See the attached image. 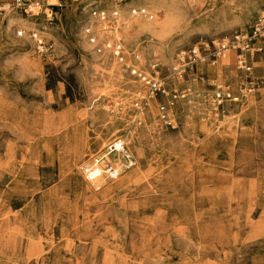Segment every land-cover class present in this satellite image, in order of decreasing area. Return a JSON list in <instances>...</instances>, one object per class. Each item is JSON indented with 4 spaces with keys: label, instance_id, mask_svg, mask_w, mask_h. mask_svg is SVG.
<instances>
[{
    "label": "rangeland",
    "instance_id": "rangeland-1",
    "mask_svg": "<svg viewBox=\"0 0 264 264\" xmlns=\"http://www.w3.org/2000/svg\"><path fill=\"white\" fill-rule=\"evenodd\" d=\"M34 1L40 2L36 12L27 4ZM249 1L19 0L18 6L0 0V97L15 109L11 118H0V264H102L103 256L81 238L86 229L62 235L61 226H69L59 220L41 233V253L30 258L26 252L19 239V152L25 147L19 107L42 117L79 108L91 156L122 139L145 147L143 170L157 176L153 190L130 199L128 209L117 199L110 210L102 204L92 224L105 241L117 236L115 249L137 258L150 252L145 264H264V50L249 72L238 67L234 50L229 68L218 70V57L174 71L179 53L201 39L249 28L264 10L243 8ZM5 3L10 8L3 9ZM106 20L121 24V38L112 27L98 33ZM32 32L44 39L46 52ZM217 92L224 97L220 109ZM85 109H99L102 117L87 123ZM233 116L241 120L230 128L225 118ZM59 149L68 152L63 136ZM132 156L126 163L111 156L106 176L117 167L131 177L137 169ZM51 172L41 168L39 177ZM83 187L74 184L71 192L80 196Z\"/></svg>",
    "mask_w": 264,
    "mask_h": 264
},
{
    "label": "bare ground",
    "instance_id": "bare-ground-1",
    "mask_svg": "<svg viewBox=\"0 0 264 264\" xmlns=\"http://www.w3.org/2000/svg\"><path fill=\"white\" fill-rule=\"evenodd\" d=\"M140 1L149 4L152 0ZM16 2L20 6L19 0H16ZM52 2H55V0H52ZM27 4L30 10L36 12L37 5L40 2L34 1ZM3 5V9L10 8V3ZM263 5L264 0H250L243 8L257 6L259 9ZM47 13L51 16L49 11ZM30 21V24L34 22V20ZM120 25V23L115 24L106 20L98 23L97 30L102 35L109 27H112L116 35L121 38ZM220 28H223V26H220ZM19 33L22 34L23 32L19 31ZM32 34L33 38L36 37L34 39L40 52H46L47 45L44 39L39 37L38 33L32 32ZM229 53L234 54L233 51H229L218 59L223 67L229 68L233 61L234 55H228ZM234 72L232 71V75H234ZM78 109L76 107L69 108L59 114L42 117L39 114L31 115L19 107V136L25 141L24 150L19 152V168L27 170L35 164L39 173L41 168L46 166L52 169L48 177L41 178L43 183L41 189L31 188L19 192V198H23L19 200V208L22 206L20 209L22 215L19 217V225H22V227L19 226V239H24L27 246L30 242L39 241L41 233H50L59 220L61 224L64 221L69 226L66 229L61 226L62 235L70 236L79 230L86 229L81 238L90 241L89 246L93 253L99 247L102 248L103 256L99 260L102 264L148 263L152 258L148 254L150 252L145 254L144 258L129 255L123 249H115L112 242L117 239L115 234L105 241L100 235H96L92 229V224L99 218V215L96 217L95 214L105 207L102 204L110 203L107 207L110 210L119 201L120 205L128 209L130 199L141 197L153 190V182L157 176L151 177L149 173L146 174L143 170L145 147L135 143H127L122 139L116 142L112 141V144L108 145L102 153L91 156L90 141L88 138L85 139L81 136L83 130L80 128L81 120ZM14 110L4 96L0 97V118H11L15 114ZM82 116H87V123L102 117L99 109L92 112L85 109ZM226 119L227 125L231 128L232 123L239 122L241 117L233 116ZM136 135L134 134L133 137H136ZM62 136L68 150L65 155H62L60 153L61 149H59L62 144ZM56 153L59 154V157L56 156ZM111 156L115 160H119L120 163L128 162L130 156L135 157V163L137 164L135 173L131 177L124 178L116 167L112 170L111 175L107 177V166L112 164ZM176 160L178 162V159ZM177 162L173 165H176ZM59 165H62V167H58ZM4 169L5 159L0 154V185ZM154 171H158V168ZM24 180H26L25 177L23 179L19 178L20 183H23ZM30 182L36 184L37 180L33 179ZM81 182H84L81 195L73 194L71 190L74 184L80 186ZM32 186L34 187V185ZM119 191L124 193L120 197H118L120 193H117ZM2 204L0 196V206ZM63 213H66V216L62 220ZM110 228L107 230H114V227ZM42 251L43 248L38 253ZM94 258L95 256L92 258L93 261Z\"/></svg>",
    "mask_w": 264,
    "mask_h": 264
},
{
    "label": "built area",
    "instance_id": "built-area-1",
    "mask_svg": "<svg viewBox=\"0 0 264 264\" xmlns=\"http://www.w3.org/2000/svg\"><path fill=\"white\" fill-rule=\"evenodd\" d=\"M92 41H94L93 38ZM230 50L236 52L238 67L245 72L251 71L255 55L264 50V10L246 30L235 31L216 39H201L189 50L181 51L177 57L174 71L177 74H182L186 67L193 66L197 61L208 60L214 62ZM150 66L156 68L158 65L156 62H152ZM138 75L145 79L147 83H152L153 87L158 84V81H153L144 73H138ZM223 98L221 92L216 93L217 109H220L219 106L222 105ZM234 99H237V97H234Z\"/></svg>",
    "mask_w": 264,
    "mask_h": 264
},
{
    "label": "crops",
    "instance_id": "crops-1",
    "mask_svg": "<svg viewBox=\"0 0 264 264\" xmlns=\"http://www.w3.org/2000/svg\"><path fill=\"white\" fill-rule=\"evenodd\" d=\"M16 5L17 2H15ZM19 6V5H18ZM261 58V57H260ZM262 59V58H261ZM218 70L220 67H222V64H221V61L218 63ZM242 117V115H240ZM58 155L59 157V154L56 153V156ZM36 166L35 164L30 166L29 168H27V170H23L22 168H19V178L23 179L25 177L26 181H30V180H37L38 184L37 186H27V185H24V183H20L19 182V192L20 191H23L24 189H31V188H37V189H41L42 187V180L41 178L39 177V172L36 170ZM23 198H19V200H21ZM22 208V206H21ZM20 208V209H21ZM19 209V217L22 215L21 214V210ZM20 227H22V225H19ZM43 248V242L42 241H36V242H30L29 245L27 246L26 244V252L29 254V257L31 258V256H33L34 254L38 253L41 249Z\"/></svg>",
    "mask_w": 264,
    "mask_h": 264
}]
</instances>
